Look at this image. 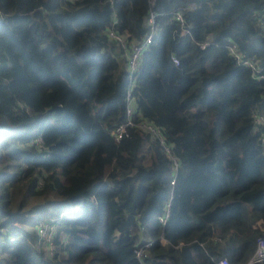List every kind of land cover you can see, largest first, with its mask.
I'll list each match as a JSON object with an SVG mask.
<instances>
[{
    "label": "trees",
    "instance_id": "obj_1",
    "mask_svg": "<svg viewBox=\"0 0 264 264\" xmlns=\"http://www.w3.org/2000/svg\"><path fill=\"white\" fill-rule=\"evenodd\" d=\"M263 23L264 0H0V264L247 262Z\"/></svg>",
    "mask_w": 264,
    "mask_h": 264
},
{
    "label": "built area",
    "instance_id": "obj_2",
    "mask_svg": "<svg viewBox=\"0 0 264 264\" xmlns=\"http://www.w3.org/2000/svg\"><path fill=\"white\" fill-rule=\"evenodd\" d=\"M151 1L153 2L154 0H151ZM177 18L180 21H182V16L180 14H177ZM153 21H154V14H151L150 23L153 24ZM263 25H264V23H263ZM109 35L111 37L116 38L119 42H122V40H123L122 38L114 35L111 32L109 33ZM150 40H151V35L145 39L143 45L149 43ZM142 47L143 46H133V48H132L133 50L130 53V55L132 54V56L129 55V59H128L129 62L128 63H129V68H130V78H131V75L133 74L134 70L137 67L138 56H139V53H140ZM230 50L235 55V57L241 62V64L243 63L246 65H252L251 61L242 60L241 54L236 50L235 47L231 48ZM126 99H127V101H130V94L129 93L127 94ZM126 114H127L126 121L124 123L118 125L114 130V135H115L116 139H120L126 133V131L129 127L134 126V123L130 119L131 110L129 107L126 110ZM261 120L264 121V118L262 117ZM138 126L140 128H142L143 130H150L151 132H154V130H155L151 125H149L145 122L138 124ZM38 233L42 237L46 236V234H48V235L51 234L50 228H48L47 226L39 227ZM137 255L139 256L140 252H137ZM262 261H264V232L262 233V235L259 237V239L257 241V247H256V251H255L254 255L244 264H259ZM219 264H230V263L226 258H221V259H219Z\"/></svg>",
    "mask_w": 264,
    "mask_h": 264
},
{
    "label": "rangeland",
    "instance_id": "obj_3",
    "mask_svg": "<svg viewBox=\"0 0 264 264\" xmlns=\"http://www.w3.org/2000/svg\"><path fill=\"white\" fill-rule=\"evenodd\" d=\"M130 56H132V54Z\"/></svg>",
    "mask_w": 264,
    "mask_h": 264
}]
</instances>
